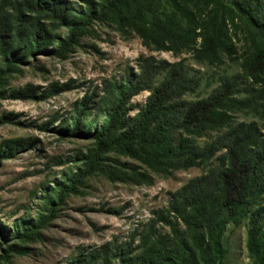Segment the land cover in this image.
I'll use <instances>...</instances> for the list:
<instances>
[{"label":"trees","instance_id":"1","mask_svg":"<svg viewBox=\"0 0 264 264\" xmlns=\"http://www.w3.org/2000/svg\"><path fill=\"white\" fill-rule=\"evenodd\" d=\"M95 24L113 27L122 38L135 35L152 50L189 51L211 65L223 56L238 58L240 78L249 86L221 75L206 97L183 99L199 79L182 61L139 56L136 71L105 81L95 99L84 96L71 116L48 122L60 139L83 138L89 146L43 191L34 220L19 219L7 230L0 223L6 241L0 264L28 254L25 244L40 240L64 200L80 194L94 175L150 185L153 175L197 166L207 167L171 192L166 206L153 210L129 240L79 248L64 264H224L229 224L245 226L250 264H264V133L254 120L233 119L251 108L264 121V0H0V99L38 100L71 88H15L8 77L37 55L65 58L83 37L96 36ZM141 91L148 92L145 102L131 113V99ZM14 117L0 115V125L16 123ZM208 132L215 135L198 145L195 139ZM34 145L26 137L1 140L0 163Z\"/></svg>","mask_w":264,"mask_h":264},{"label":"rangeland","instance_id":"2","mask_svg":"<svg viewBox=\"0 0 264 264\" xmlns=\"http://www.w3.org/2000/svg\"><path fill=\"white\" fill-rule=\"evenodd\" d=\"M223 1L228 3L229 0ZM94 28L96 36L83 37L82 46L65 58L37 55L28 64L20 65L21 72L8 77V84L15 88L27 83L38 86L39 92L54 83H68L71 88L38 100L0 99V115L13 113L18 122L0 125V141L16 137L35 140L32 148H24L13 158L0 163V223L5 230L15 227L19 219L34 220L43 191L74 167L73 159L77 153L89 146V141L83 138L60 139L51 132L48 122L56 116H71L74 104L84 96L94 95L95 99L105 81L120 79L128 69L136 71L139 56L182 61L188 74L199 79L195 91L185 93L183 99L206 97L217 86L221 75L238 76L241 86H249L240 78L238 58L230 61L223 56L221 64L211 65L205 60H195L189 51L174 55L170 51L149 49L137 36L122 38L108 25L95 24ZM235 45L239 49L241 42L236 41ZM147 94V91H141L132 97L135 110L131 113L143 105ZM248 95L239 93L237 97ZM233 119L254 120L264 133V121L251 108L236 111ZM56 125L58 122H53V127ZM214 135V132H208L195 140L198 145H203ZM206 167L175 170L165 178L153 175L152 184L138 186L112 183L94 175L80 194L64 200L56 217L41 230L40 240L25 244L29 248L28 254L12 257L9 264H64L79 248L99 246L106 241L129 240L131 234L141 230L153 210L166 206L171 192L203 173ZM224 236L227 247L224 264H250L245 226L229 224ZM1 242L6 241L0 226Z\"/></svg>","mask_w":264,"mask_h":264}]
</instances>
